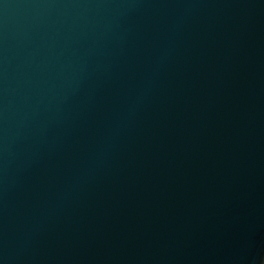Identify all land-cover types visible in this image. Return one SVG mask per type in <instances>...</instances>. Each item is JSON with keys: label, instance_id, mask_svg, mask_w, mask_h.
<instances>
[{"label": "water", "instance_id": "water-1", "mask_svg": "<svg viewBox=\"0 0 264 264\" xmlns=\"http://www.w3.org/2000/svg\"><path fill=\"white\" fill-rule=\"evenodd\" d=\"M0 264H264V0H0Z\"/></svg>", "mask_w": 264, "mask_h": 264}]
</instances>
